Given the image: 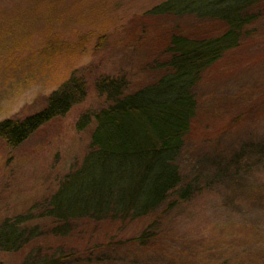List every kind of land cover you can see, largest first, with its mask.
I'll use <instances>...</instances> for the list:
<instances>
[{
	"label": "rangeland",
	"instance_id": "obj_1",
	"mask_svg": "<svg viewBox=\"0 0 264 264\" xmlns=\"http://www.w3.org/2000/svg\"><path fill=\"white\" fill-rule=\"evenodd\" d=\"M169 1L177 8L190 0H0V121L44 109L73 75L88 86L82 101L20 146L0 139V227L43 231L39 244L0 251L1 264H22L40 245L70 255L64 264H264V0L241 44L194 89L197 116L178 161L194 194H172L149 217L81 236L50 232L49 215L64 211L62 183L91 149L93 116L112 103L101 83L127 81L135 92L170 71L174 35L222 33L210 19L154 12ZM145 230L150 243L131 241Z\"/></svg>",
	"mask_w": 264,
	"mask_h": 264
},
{
	"label": "trees",
	"instance_id": "obj_2",
	"mask_svg": "<svg viewBox=\"0 0 264 264\" xmlns=\"http://www.w3.org/2000/svg\"><path fill=\"white\" fill-rule=\"evenodd\" d=\"M173 2L158 5L154 12L210 19L223 26L222 33L206 38L174 35L168 48L170 71L135 92L127 91V81L101 83L112 103L93 116L91 149L81 167L62 183L68 187L61 201L64 211L49 215L54 219L52 235L81 236L94 225L149 217L172 194L180 200L194 194L195 186L186 183L178 163L197 116L194 89L210 67L241 44L246 27L263 12L261 0H190L177 8ZM87 89L84 79L71 76L51 94L44 109L24 119L0 121V139L20 146L46 123L67 114L87 96ZM40 228L3 224L0 251H20L34 241L39 244ZM151 239L145 230L131 241L147 245ZM53 249L31 248L22 264H64L71 257Z\"/></svg>",
	"mask_w": 264,
	"mask_h": 264
}]
</instances>
